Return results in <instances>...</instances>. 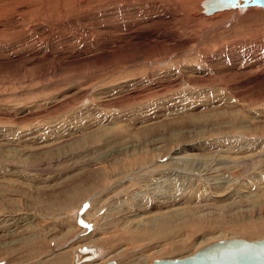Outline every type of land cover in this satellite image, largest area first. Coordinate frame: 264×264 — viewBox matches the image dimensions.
Here are the masks:
<instances>
[{"label":"rangeland","instance_id":"obj_1","mask_svg":"<svg viewBox=\"0 0 264 264\" xmlns=\"http://www.w3.org/2000/svg\"><path fill=\"white\" fill-rule=\"evenodd\" d=\"M197 1L157 32L142 0H0V264L264 238V9ZM195 206L194 224L149 220Z\"/></svg>","mask_w":264,"mask_h":264},{"label":"water","instance_id":"obj_2","mask_svg":"<svg viewBox=\"0 0 264 264\" xmlns=\"http://www.w3.org/2000/svg\"><path fill=\"white\" fill-rule=\"evenodd\" d=\"M204 12L212 14L227 9L247 10L249 7L264 8V0H238L235 5L228 6L219 0H204ZM81 260L86 261L97 256L95 249H80ZM105 264H116L115 260ZM151 264H264V238L248 240L245 238H229L209 243L193 255L183 258H159Z\"/></svg>","mask_w":264,"mask_h":264},{"label":"bare ground","instance_id":"obj_3","mask_svg":"<svg viewBox=\"0 0 264 264\" xmlns=\"http://www.w3.org/2000/svg\"><path fill=\"white\" fill-rule=\"evenodd\" d=\"M85 1V0H84ZM98 1H100V2H103V1H106V0H98ZM134 1V0H133ZM136 2L138 1H140V0H135ZM148 0H142V3H143V5L145 6L146 4H148V3H146L145 4V2H147ZM151 1V0H150ZM149 1V2H150ZM189 2V1H191V2H189L190 3V5L192 4V7L194 8V10H193V12H196V10L199 8V6H198V1H197V4H196V2H192V0H157V1H154V0H152L151 1V3L150 4H148V6H149V9H151V10H149V11H147L146 13L148 14V12L149 13H151L150 15H151V17H152V15L154 14H156L155 16H156V18L158 17V18H160V19H162V24H161V27L160 26H156L155 27V30L158 32V30H159V28H160V30H164V31H166V30H169L170 32L171 31H173V32H179V30L180 29H182V28H187L188 27V25H186V23L185 24H182V25H178V27H177V24H176V26H175V24L173 25L171 22L174 20V19H177L178 18V11L177 10H174V4L176 5V7H177V5H179V3L180 2ZM199 1H201V0H199ZM80 2V1H79ZM116 2H117V0H116ZM118 2H120V1H118ZM123 2H124V0H123ZM131 2V1H130ZM181 2V3H182ZM81 3V2H80ZM129 3V2H128ZM135 3V2H134ZM83 4H84V2H83ZM119 4V3H118ZM125 3H123V5H124ZM91 6H92V4H90ZM103 5V4H102ZM121 5V4H120ZM128 5V4H127ZM126 5V6H127ZM189 5V4H188ZM122 6V5H121ZM147 6V7H148ZM97 7V6H96ZM179 7V6H178ZM191 7V8H192ZM202 7H203V5H202ZM125 8V7H124ZM203 9H204V7H203ZM248 9H250V7L248 8ZM247 9V10H248ZM262 9H264V8H262ZM227 10H232V9H227ZM234 11H236V13H241V14H243V13H245L247 10H245V11H242L241 9H233ZM198 11H200V9L198 10ZM223 11H226V10H223ZM218 12H221V11H217V12H215V13H218ZM197 13V12H196ZM196 13H194L193 14V16L196 14ZM215 13H212V14H215ZM147 14H145V15H147ZM203 14H205V16L206 15H208V16H210V15H212V14H206L205 12H203ZM202 14V15H203ZM219 14V13H218ZM228 14V13H227ZM144 15V14H143ZM150 15H147V16H149L150 17ZM153 15V16H154ZM158 15V16H157ZM192 15V14H191ZM222 15V14H221ZM147 16H143L142 18H143V20L144 21H142V23H148V22H150L151 20L153 21L154 19H155V16L154 17H152V18H149L148 19V17ZM224 16V15H223ZM237 16V15H236ZM147 17V18H146ZM188 17V16H187ZM186 17V18H187ZM201 17V16H200ZM219 17H220V15H219ZM203 18H205L206 19V17H203ZM215 18V17H214ZM225 17H223V19H224ZM205 19H204V21H205ZM222 19V18H221ZM218 20V19H217ZM227 20V19H226ZM155 21V20H154ZM195 21V20H194ZM193 21V22H194ZM203 21V20H202ZM211 21V20H210ZM220 21V20H219ZM130 23H132V22H130ZM195 23V22H194ZM102 24V23H101ZM127 26H129L128 24H126ZM134 27H136V26H134V25H131V27H129L130 28V30H133L134 31ZM128 28V29H129ZM127 30V29H126ZM185 31V30H184ZM130 35V34H129ZM132 41H134V38H132ZM114 45V44H113ZM123 45V44H122ZM161 52V51H160ZM166 56V55H165ZM145 168H150V166H144V167H142L141 169H140V171H143ZM154 170L155 169H151V172L153 171L154 172ZM148 171H150V170H148ZM132 173H134V171L132 172ZM209 202V198L207 197L206 198V200H205V204H211V203H208ZM199 206H195V207H193L192 209H190V210H183V208H178V209H176L172 214H169V216L168 215H165V214H163L164 212H160V214L159 215H156V217H152V218H150L149 220L150 221H152V222H158V221H160V222H158L157 224L160 226V227H164V226H166V227H170V225H171V223H174V225H176L178 222H181V221H184V222H186V223H188V224H194V223H196L198 220L196 219V218H193L192 216L193 215H195L196 213H195V209L196 208H198ZM204 207V206H203ZM193 211V212H192ZM148 218V217H147ZM145 221V222H144ZM146 221L147 220H143V222H144V225L142 226L144 229H146V228H149V221L146 223ZM140 222V221H139ZM136 231H138V230H136ZM136 233V232H135ZM138 233V232H137ZM140 233L142 234V231H140ZM140 233L139 234H135V235H140ZM134 234V233H133ZM132 235V234H131ZM141 236V235H140ZM88 248H90V250H92V249H95L96 250V252H97V254H98V252L100 251V248H97L96 246H90V247H88ZM61 249V248H60ZM75 249V248H74ZM71 249V248H69L68 250H65V251H63V252H58L57 254L56 253H54V254H56L53 258H51V259H49V260H47L46 262H44L43 264H69V262L70 261H73V255H75L74 256V259H75V264H91V262H92V260L91 261H89V260H84V261H82L81 260V256H82V254L80 253V249ZM77 250V251H76ZM99 250V251H98ZM101 252V251H100ZM120 255V254H119ZM97 257V256H96ZM93 263V262H92Z\"/></svg>","mask_w":264,"mask_h":264},{"label":"snow or ice","instance_id":"obj_4","mask_svg":"<svg viewBox=\"0 0 264 264\" xmlns=\"http://www.w3.org/2000/svg\"><path fill=\"white\" fill-rule=\"evenodd\" d=\"M220 3L226 4L228 6L235 5L238 0H219Z\"/></svg>","mask_w":264,"mask_h":264}]
</instances>
